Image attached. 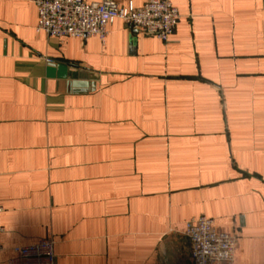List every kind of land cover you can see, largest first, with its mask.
<instances>
[{
	"label": "crops",
	"instance_id": "obj_1",
	"mask_svg": "<svg viewBox=\"0 0 264 264\" xmlns=\"http://www.w3.org/2000/svg\"><path fill=\"white\" fill-rule=\"evenodd\" d=\"M170 2L166 43L52 38L0 0V264L49 238L57 264H193L199 216L264 264V0Z\"/></svg>",
	"mask_w": 264,
	"mask_h": 264
},
{
	"label": "built area",
	"instance_id": "obj_2",
	"mask_svg": "<svg viewBox=\"0 0 264 264\" xmlns=\"http://www.w3.org/2000/svg\"><path fill=\"white\" fill-rule=\"evenodd\" d=\"M38 12L36 30L52 38L98 37L104 40L108 27L123 21L132 30L169 42L180 20L170 0H148L136 8L121 7L115 0L87 3L85 0H30ZM52 63L51 60H47ZM2 208L0 207V213ZM4 231L0 224V234ZM185 235L190 243L193 264H234L236 236L218 230L205 216L189 220ZM20 264H57L55 241L43 239L36 244L16 247Z\"/></svg>",
	"mask_w": 264,
	"mask_h": 264
},
{
	"label": "water",
	"instance_id": "obj_3",
	"mask_svg": "<svg viewBox=\"0 0 264 264\" xmlns=\"http://www.w3.org/2000/svg\"><path fill=\"white\" fill-rule=\"evenodd\" d=\"M85 75H86V74H80V77L83 78V76H85ZM76 85H78V84H76Z\"/></svg>",
	"mask_w": 264,
	"mask_h": 264
}]
</instances>
